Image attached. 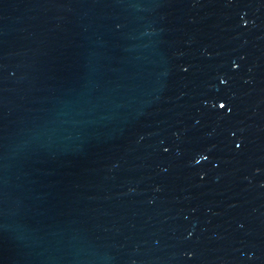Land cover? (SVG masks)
I'll list each match as a JSON object with an SVG mask.
<instances>
[{"label": "water", "instance_id": "water-1", "mask_svg": "<svg viewBox=\"0 0 264 264\" xmlns=\"http://www.w3.org/2000/svg\"><path fill=\"white\" fill-rule=\"evenodd\" d=\"M0 264H264V0H0Z\"/></svg>", "mask_w": 264, "mask_h": 264}]
</instances>
